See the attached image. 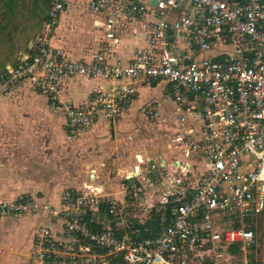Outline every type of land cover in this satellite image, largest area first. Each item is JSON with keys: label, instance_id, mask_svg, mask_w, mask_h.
Masks as SVG:
<instances>
[{"label": "built area", "instance_id": "2783aa9c", "mask_svg": "<svg viewBox=\"0 0 264 264\" xmlns=\"http://www.w3.org/2000/svg\"><path fill=\"white\" fill-rule=\"evenodd\" d=\"M86 0L92 12L104 13L96 48L85 61H72L52 47L66 0H50L41 30L29 42L20 63L0 74L7 83L26 80L64 116L66 139L89 131L97 120L112 121L151 80L182 91L178 125L187 153L198 156L184 178L171 180L160 200L167 214L150 238L134 236L123 214L125 206L95 192H65L60 206H44L49 221L32 239L33 264H104L103 257L125 264H219L235 248L246 255L264 226V0ZM189 4L192 15L165 20L171 10ZM122 12L151 17L146 48L125 62L116 30ZM192 42L199 52L228 44L219 59L192 58L174 50V42ZM97 81L88 102L75 106L62 100L66 78ZM148 118L155 108L145 109ZM122 205V206H121ZM37 199L19 195L0 200V217L37 212ZM100 213V215H98ZM102 214L103 218L102 219ZM57 228L54 229V225Z\"/></svg>", "mask_w": 264, "mask_h": 264}, {"label": "crops", "instance_id": "0c3cea01", "mask_svg": "<svg viewBox=\"0 0 264 264\" xmlns=\"http://www.w3.org/2000/svg\"><path fill=\"white\" fill-rule=\"evenodd\" d=\"M119 2L124 6L126 0ZM47 11L48 8L46 14ZM181 15H192L187 2L168 12L165 20L172 23ZM103 18L104 13L87 8L86 0H66L50 38L52 47L60 50L68 60H88L96 48L98 25ZM151 20L147 15L126 12L117 18L116 30L121 38L119 49L125 62H130L134 50L148 46ZM173 48L192 55L193 59H219L231 52V47L224 43L215 44L206 52H199L190 41H176ZM27 52L25 50L23 54ZM20 61L6 64L0 74H5L7 68ZM4 81L0 79V200L30 195L37 199L40 208L23 217H0L1 264L34 263L30 255L33 234L40 224L49 221L43 207H59L65 192H95L104 200L100 206L102 213L107 210V202L112 200L110 196L116 192H146L143 202L150 201V197L152 202L158 200L163 208L160 200L171 186V180L183 181L185 168L197 162L198 156L187 153L185 142L177 140L185 137L186 127L196 128L192 119L177 123V110L182 111L180 103L186 94L175 91L165 81L151 80L142 84L119 118L108 122L97 120L89 131L73 140L66 139L61 110L52 107L45 95L34 92L26 80L7 83L6 90H2ZM96 83L79 76L66 78L62 100L75 106L85 104ZM178 93L183 95L177 98ZM148 107L156 109L154 119L146 116L144 111ZM169 115L174 118L176 132L173 148L169 144L168 150L163 149L161 139L152 144L144 142L142 132L145 130L137 124L143 119L152 126ZM139 135L143 140H139ZM137 167L139 171L136 173ZM165 170H169L166 176L163 175ZM155 192L162 193L155 196ZM153 211L157 215L160 213L156 222H130L132 231H137L134 236L150 238L156 234L155 230L161 226V215L167 214L168 208L159 213ZM53 225L54 229L57 228V224ZM237 255L236 249L230 248L219 257V264H232L231 260Z\"/></svg>", "mask_w": 264, "mask_h": 264}, {"label": "rangeland", "instance_id": "374dc122", "mask_svg": "<svg viewBox=\"0 0 264 264\" xmlns=\"http://www.w3.org/2000/svg\"><path fill=\"white\" fill-rule=\"evenodd\" d=\"M17 1L18 3L14 8L13 15L9 14L5 10H0V19H3V21L10 19L9 22H5L7 23V27L0 32V72L3 71L6 64H11L14 61L21 60L23 58V53L28 45V42L41 30L43 23L42 19H44L46 14L44 11L40 12L38 8H36V12L33 10L35 9L33 0ZM40 6L42 8L44 7L43 4H40ZM3 21H1V23H4ZM2 33L3 35H1ZM182 95L183 93H178L176 94V97L180 98ZM137 125L141 126V129L145 130V132H142V135L145 136L144 142L147 141L152 144V142L154 143L161 139V141H163V149L165 148L168 150L169 144L171 148H173L172 140L173 138L175 139L176 132L174 118L171 115L165 117L163 116V120H160L159 124L155 122L151 126L142 119V121ZM179 133H182V130H180ZM139 140H143L140 135ZM167 172H169V170H165L163 175L167 174ZM161 193L162 192H155L154 195H161ZM146 195V192H116L110 197L112 200L120 202L125 206L123 214L127 216V219L130 218V222L132 224L145 221L156 222V218H159L160 216L159 212H163L164 209L160 208L159 201H156V199L152 202L149 197L148 200L150 201L146 203L143 202V198ZM153 210H158L157 213L159 214L157 215ZM98 215H100V213ZM257 250H259V252L254 253L253 248H249L247 249L245 256L237 255L231 260V263L253 264L254 259V264H264V226L260 227L259 240L255 244V251ZM102 260H104V264L121 263L116 259H109L108 257H103Z\"/></svg>", "mask_w": 264, "mask_h": 264}, {"label": "trees", "instance_id": "16d2710c", "mask_svg": "<svg viewBox=\"0 0 264 264\" xmlns=\"http://www.w3.org/2000/svg\"><path fill=\"white\" fill-rule=\"evenodd\" d=\"M17 3H18L17 0H0V10H3V11L5 10L9 14L13 15V11H14V8L17 6ZM49 3H50V0H38V1L33 0V5L35 6V9H33V10L36 12L37 11L36 8H38V10L40 12H42V11L46 12ZM40 4H43L44 7L42 8L41 7L42 5L40 6ZM44 19H45V16H44ZM44 19H42V21ZM1 21H3V19H0V32L7 27V23H5V22H9L10 19L3 21L4 23H1ZM1 35H3V33ZM7 36H9V35H7ZM25 50H27L29 52V49L27 48V46H26ZM119 262H121V261H119ZM120 264H125V263L121 262Z\"/></svg>", "mask_w": 264, "mask_h": 264}, {"label": "bare ground", "instance_id": "6f19581e", "mask_svg": "<svg viewBox=\"0 0 264 264\" xmlns=\"http://www.w3.org/2000/svg\"><path fill=\"white\" fill-rule=\"evenodd\" d=\"M138 171H139V170H138V167H137V169H135V171H134V172H136V173H137Z\"/></svg>", "mask_w": 264, "mask_h": 264}, {"label": "water", "instance_id": "95a60500", "mask_svg": "<svg viewBox=\"0 0 264 264\" xmlns=\"http://www.w3.org/2000/svg\"><path fill=\"white\" fill-rule=\"evenodd\" d=\"M151 3L153 4L154 3V0H152Z\"/></svg>", "mask_w": 264, "mask_h": 264}]
</instances>
